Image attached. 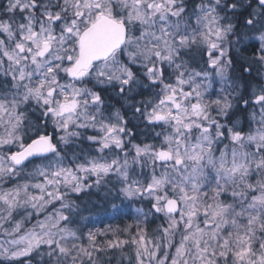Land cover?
I'll return each instance as SVG.
<instances>
[{"label": "snow or ice", "instance_id": "6c2138e0", "mask_svg": "<svg viewBox=\"0 0 264 264\" xmlns=\"http://www.w3.org/2000/svg\"><path fill=\"white\" fill-rule=\"evenodd\" d=\"M0 264H264V0H0Z\"/></svg>", "mask_w": 264, "mask_h": 264}]
</instances>
